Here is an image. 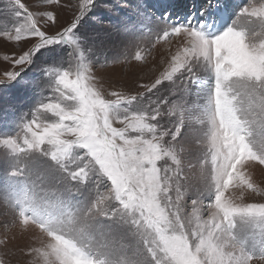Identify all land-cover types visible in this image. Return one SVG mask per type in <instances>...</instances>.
<instances>
[{
    "label": "snow or ice",
    "instance_id": "snow-or-ice-1",
    "mask_svg": "<svg viewBox=\"0 0 264 264\" xmlns=\"http://www.w3.org/2000/svg\"><path fill=\"white\" fill-rule=\"evenodd\" d=\"M3 13L0 264H264V0ZM174 40L147 82L95 75Z\"/></svg>",
    "mask_w": 264,
    "mask_h": 264
},
{
    "label": "rangeland",
    "instance_id": "rangeland-1",
    "mask_svg": "<svg viewBox=\"0 0 264 264\" xmlns=\"http://www.w3.org/2000/svg\"><path fill=\"white\" fill-rule=\"evenodd\" d=\"M5 0H0V21L4 20V7ZM26 3L32 4L34 0H25ZM130 2H134V0H130ZM71 18V12L66 14L62 13L60 15V23L61 25L67 23ZM176 41L174 40L171 45L168 44H160L152 51V56L148 57V66H141L137 62H133L131 64L126 62H116V63H109L107 67H99L97 66L94 69L95 75L97 77L103 76L105 79L117 86L124 84L128 85L131 84L134 79L141 80L143 82H147L154 78L164 66V62L167 59V52L169 49L173 48ZM5 47H10V45H4L2 39H0V52L4 50ZM111 56V53H109ZM155 57V59H153ZM192 99V98H190ZM254 179L257 183H260L262 187H264V174H262L260 169H256L254 172ZM246 200H264V197H257L251 194L246 195ZM3 211V206L0 205V212ZM6 218L0 216V225L3 224ZM10 219V218H8ZM5 229L0 226V235L4 233ZM34 233L37 231L35 229L32 230ZM14 233H18L17 229H12V232L9 235ZM38 234V233H37ZM18 247H23L27 243L26 237L17 236V239L13 242ZM19 258V253H17V257L13 258L12 264H16V259Z\"/></svg>",
    "mask_w": 264,
    "mask_h": 264
}]
</instances>
